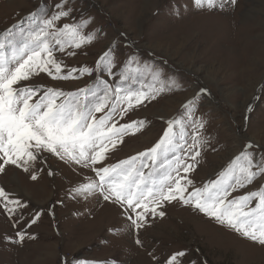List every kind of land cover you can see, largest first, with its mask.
<instances>
[{
    "label": "rangeland",
    "instance_id": "374dc122",
    "mask_svg": "<svg viewBox=\"0 0 264 264\" xmlns=\"http://www.w3.org/2000/svg\"><path fill=\"white\" fill-rule=\"evenodd\" d=\"M58 3L61 0H0V32L14 25L27 27V18L34 12L44 10L50 17ZM68 9L70 16L58 25L90 19L82 32L94 33L95 38L74 50L75 55L56 52L65 72L81 66L95 69L98 57L115 44L116 75L109 78L94 72L54 80L41 73L24 83L75 92L97 83L99 75L115 87L121 83V65L132 56L141 65L154 66L162 79L154 82L145 71L139 82L130 80L123 87L164 86L155 99L123 119L116 117L119 123L142 120L145 124L126 135L97 166L116 164L152 148L170 120L185 121L183 132L179 126L174 131L178 143H184L179 140L182 134L190 144L192 127L184 105L193 97L194 117L203 123L200 134L209 142L188 174L194 182L189 190L215 181L248 142L257 159L264 155V0H236L224 9L198 8L193 0H66L64 10ZM169 80L174 82L171 88L166 86ZM201 89L206 93L197 96ZM164 159L161 156L160 162ZM156 169L163 171L159 163ZM89 178L96 179L90 168L65 163L48 153H42L27 172L6 166L0 173V187L26 207L17 227V221L0 207V264H110L113 260L116 264H164L180 251L186 255L179 264H264V246L179 201L164 203L162 217H146L138 231L142 246L137 245V231L124 209L99 193H72ZM262 185L264 176L229 198L264 190ZM36 213L39 218L29 227L27 221ZM18 230L26 232L22 243L7 242L6 237L17 239Z\"/></svg>",
    "mask_w": 264,
    "mask_h": 264
},
{
    "label": "snow or ice",
    "instance_id": "6c2138e0",
    "mask_svg": "<svg viewBox=\"0 0 264 264\" xmlns=\"http://www.w3.org/2000/svg\"><path fill=\"white\" fill-rule=\"evenodd\" d=\"M236 0H193L198 8L224 9ZM66 0L54 7L51 16L41 10L29 14L28 26H12L0 32V173L6 166L28 171L40 160L42 153L58 157L61 161L90 168L96 179H88L72 190L75 196H90L99 193L105 201L117 204L127 213V219L137 231L136 244L142 246L138 231L146 224L151 214L163 216L160 210L164 203L179 201L191 205L221 225L234 230L242 237L264 246V190H255L241 196L231 197L264 176V155L257 159L248 142L215 181L203 188H192L188 178L201 155L203 145L209 141L200 134L203 123L195 119V97L184 105L187 121L191 122L192 142L189 144L181 134L178 143L175 126L185 130V121L170 120L160 140L150 149L118 161L104 163L109 152L115 150L123 138L140 131L145 122L133 120L119 123L134 108L155 99L164 86L157 89L141 83L136 89L125 88L130 81L139 82V75L148 72L154 82H160L161 73L154 66L129 56L119 70L120 84L113 87L107 80L97 76V83L65 92L60 88L32 86L28 82L34 76L46 73L50 78L77 79L83 75L106 73L109 78L116 75L113 47L109 46L97 59L96 68L81 66L65 72V65L56 58V52L75 55L76 49L91 43L94 33L84 34L82 29L90 23H65L62 18L70 16L71 9L64 10ZM102 85V87H101ZM167 87L174 86L169 80ZM147 89V90H145ZM201 89L197 96L205 94ZM250 105L247 110H250ZM100 113L101 115H97ZM173 153L171 158L168 154ZM179 153V154H178ZM161 156L165 159L160 162ZM159 163L160 169L156 166ZM145 169L149 171L145 172ZM183 173V175H181ZM51 174V172H50ZM33 180L36 179L33 173ZM264 188V185L261 186ZM0 207L15 219L18 226L23 216L22 201L15 199L0 187ZM139 209V211H138ZM40 213L27 221L30 227L36 223ZM134 217V218H133ZM26 232L17 231V239L6 237L7 242L22 243ZM186 255L184 251L173 253L164 264H179ZM84 264V262H81ZM109 264V262H91ZM110 264H116L113 260ZM160 264V261H157Z\"/></svg>",
    "mask_w": 264,
    "mask_h": 264
},
{
    "label": "bare ground",
    "instance_id": "6f19581e",
    "mask_svg": "<svg viewBox=\"0 0 264 264\" xmlns=\"http://www.w3.org/2000/svg\"><path fill=\"white\" fill-rule=\"evenodd\" d=\"M152 1V0H151Z\"/></svg>",
    "mask_w": 264,
    "mask_h": 264
}]
</instances>
